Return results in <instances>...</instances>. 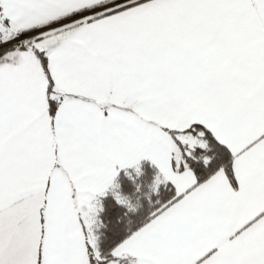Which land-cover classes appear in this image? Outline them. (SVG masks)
I'll use <instances>...</instances> for the list:
<instances>
[{"label": "snow or ice", "instance_id": "1", "mask_svg": "<svg viewBox=\"0 0 264 264\" xmlns=\"http://www.w3.org/2000/svg\"><path fill=\"white\" fill-rule=\"evenodd\" d=\"M0 264H264V0H0Z\"/></svg>", "mask_w": 264, "mask_h": 264}]
</instances>
